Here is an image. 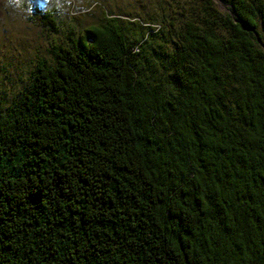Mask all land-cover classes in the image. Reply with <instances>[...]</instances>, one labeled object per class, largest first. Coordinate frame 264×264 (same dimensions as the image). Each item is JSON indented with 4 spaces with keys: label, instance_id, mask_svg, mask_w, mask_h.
I'll list each match as a JSON object with an SVG mask.
<instances>
[{
    "label": "trees",
    "instance_id": "obj_1",
    "mask_svg": "<svg viewBox=\"0 0 264 264\" xmlns=\"http://www.w3.org/2000/svg\"><path fill=\"white\" fill-rule=\"evenodd\" d=\"M221 1L224 33L145 67L109 16L36 60L0 114V264H264V5Z\"/></svg>",
    "mask_w": 264,
    "mask_h": 264
},
{
    "label": "rangeland",
    "instance_id": "obj_2",
    "mask_svg": "<svg viewBox=\"0 0 264 264\" xmlns=\"http://www.w3.org/2000/svg\"><path fill=\"white\" fill-rule=\"evenodd\" d=\"M36 13H49L57 27L42 26ZM104 16L118 19L128 44L142 51L144 67L147 59L153 62L154 50L170 49L185 23L204 26L213 21L222 34L223 20L234 18L231 6L221 0H22V6L15 0H0V114L29 86L38 58L51 65L52 45L65 44L69 32H80ZM258 17L254 34L264 50V28Z\"/></svg>",
    "mask_w": 264,
    "mask_h": 264
},
{
    "label": "clouds",
    "instance_id": "obj_3",
    "mask_svg": "<svg viewBox=\"0 0 264 264\" xmlns=\"http://www.w3.org/2000/svg\"><path fill=\"white\" fill-rule=\"evenodd\" d=\"M15 3L19 6H22V0H15Z\"/></svg>",
    "mask_w": 264,
    "mask_h": 264
}]
</instances>
